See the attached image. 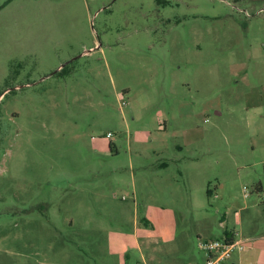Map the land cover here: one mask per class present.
Instances as JSON below:
<instances>
[{
  "label": "rangeland",
  "instance_id": "374dc122",
  "mask_svg": "<svg viewBox=\"0 0 264 264\" xmlns=\"http://www.w3.org/2000/svg\"><path fill=\"white\" fill-rule=\"evenodd\" d=\"M263 167L264 1L0 0V264H204Z\"/></svg>",
  "mask_w": 264,
  "mask_h": 264
},
{
  "label": "built area",
  "instance_id": "2783aa9c",
  "mask_svg": "<svg viewBox=\"0 0 264 264\" xmlns=\"http://www.w3.org/2000/svg\"><path fill=\"white\" fill-rule=\"evenodd\" d=\"M110 137V134L106 135L107 139ZM198 245L199 249L205 254L204 264H224L235 249L242 250L243 248L240 242H229L226 239L198 240Z\"/></svg>",
  "mask_w": 264,
  "mask_h": 264
},
{
  "label": "crops",
  "instance_id": "0c3cea01",
  "mask_svg": "<svg viewBox=\"0 0 264 264\" xmlns=\"http://www.w3.org/2000/svg\"><path fill=\"white\" fill-rule=\"evenodd\" d=\"M224 219H225V217L222 215L221 216V221H220V224H219L220 227H223L222 225L224 223V221H223ZM224 234H225V237L223 239H229V240H231L233 242H240L242 244V246L245 245L242 248V250H240V251H242V255L248 254L252 250H255V251L259 250L260 253L261 252L264 253L263 247H260V248L259 247H253L252 248V244H254V242H256L257 240L264 241V235L257 236L255 234H248V233L242 231V232L239 233L240 237L238 238L237 237V233H235V232H233V233L231 232L230 233V232H226L225 231ZM197 240H201L199 235H197ZM151 263L152 262H150V264Z\"/></svg>",
  "mask_w": 264,
  "mask_h": 264
},
{
  "label": "trees",
  "instance_id": "16d2710c",
  "mask_svg": "<svg viewBox=\"0 0 264 264\" xmlns=\"http://www.w3.org/2000/svg\"><path fill=\"white\" fill-rule=\"evenodd\" d=\"M259 1H260V0H259ZM261 1H264V0H261ZM255 190H256L257 192H261V191L264 190V167H263V185H262L261 183L256 184V186H255ZM207 193L209 194V191H207ZM226 240H228L229 242H232V241L229 240V239H226Z\"/></svg>",
  "mask_w": 264,
  "mask_h": 264
},
{
  "label": "water",
  "instance_id": "95a60500",
  "mask_svg": "<svg viewBox=\"0 0 264 264\" xmlns=\"http://www.w3.org/2000/svg\"><path fill=\"white\" fill-rule=\"evenodd\" d=\"M63 66H61L60 68H62Z\"/></svg>",
  "mask_w": 264,
  "mask_h": 264
}]
</instances>
